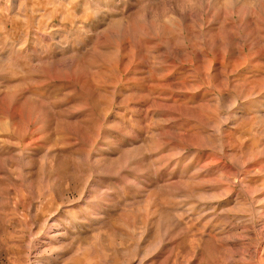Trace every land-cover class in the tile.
<instances>
[{
    "label": "rangeland",
    "instance_id": "1",
    "mask_svg": "<svg viewBox=\"0 0 264 264\" xmlns=\"http://www.w3.org/2000/svg\"><path fill=\"white\" fill-rule=\"evenodd\" d=\"M0 264H264V0H0Z\"/></svg>",
    "mask_w": 264,
    "mask_h": 264
}]
</instances>
